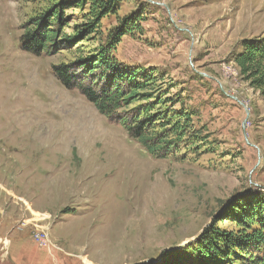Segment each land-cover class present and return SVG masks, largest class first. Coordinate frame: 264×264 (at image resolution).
Masks as SVG:
<instances>
[{"label": "rangeland", "instance_id": "374dc122", "mask_svg": "<svg viewBox=\"0 0 264 264\" xmlns=\"http://www.w3.org/2000/svg\"><path fill=\"white\" fill-rule=\"evenodd\" d=\"M92 10L80 0H0V264H159L206 229L239 235L264 198V94L235 64L245 40L264 37V0H119L81 38ZM137 15L114 56L158 77L154 113L188 117L163 159L54 73L91 58ZM39 18L60 36L34 55L22 38ZM243 254L231 264H249Z\"/></svg>", "mask_w": 264, "mask_h": 264}, {"label": "trees", "instance_id": "16d2710c", "mask_svg": "<svg viewBox=\"0 0 264 264\" xmlns=\"http://www.w3.org/2000/svg\"><path fill=\"white\" fill-rule=\"evenodd\" d=\"M88 2L92 3L93 19L81 28V38L95 33L104 17L116 14L119 0H80L81 5ZM58 16L59 12L55 10L53 18L49 20H59ZM142 17L137 15L124 19L121 27L110 32L106 44L100 45L91 58L74 65L55 66L54 73L66 88L79 90L101 114L124 126L130 136L151 155L163 159L179 149L186 127L181 119L187 116L175 112L154 113V108L162 104L161 97L153 93L157 89L158 77L152 71L125 66L114 56V50L123 37L133 32L134 26L143 20ZM40 19H37L35 28L28 30L22 38V48L34 55L48 51L60 36L58 28H47L40 24ZM235 64L251 88L264 94V37L245 40L243 51L235 57ZM137 101L147 104L131 108L127 114H120L122 109L129 108ZM160 121L163 131L154 134L151 128ZM169 132L175 138L169 139ZM256 205L250 215H244L239 235L206 229L200 239L181 250L167 252L159 264H231L230 256L236 250L243 251L241 258L244 255L250 258L249 264H264V198H257ZM245 248L255 250L251 253Z\"/></svg>", "mask_w": 264, "mask_h": 264}, {"label": "built area", "instance_id": "2783aa9c", "mask_svg": "<svg viewBox=\"0 0 264 264\" xmlns=\"http://www.w3.org/2000/svg\"><path fill=\"white\" fill-rule=\"evenodd\" d=\"M35 238H36V240H37L39 243L47 244L48 236H47L46 234H44V233L36 234Z\"/></svg>", "mask_w": 264, "mask_h": 264}, {"label": "bare ground", "instance_id": "6f19581e", "mask_svg": "<svg viewBox=\"0 0 264 264\" xmlns=\"http://www.w3.org/2000/svg\"><path fill=\"white\" fill-rule=\"evenodd\" d=\"M151 170V169H150ZM138 183V182H137Z\"/></svg>", "mask_w": 264, "mask_h": 264}]
</instances>
